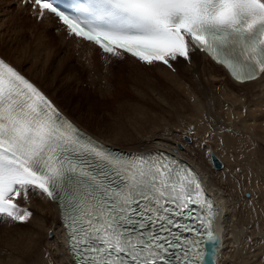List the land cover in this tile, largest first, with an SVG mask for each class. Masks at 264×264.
<instances>
[{
	"label": "snow or ice",
	"instance_id": "1",
	"mask_svg": "<svg viewBox=\"0 0 264 264\" xmlns=\"http://www.w3.org/2000/svg\"><path fill=\"white\" fill-rule=\"evenodd\" d=\"M33 6L114 57L127 53L171 68L170 61H188L198 49L238 82L264 79V0H67L63 7L34 0ZM29 192L60 207L71 264H212L221 243L213 229L218 209L196 170L170 153L115 152L0 58L5 223L32 217L21 206Z\"/></svg>",
	"mask_w": 264,
	"mask_h": 264
},
{
	"label": "bare ground",
	"instance_id": "2",
	"mask_svg": "<svg viewBox=\"0 0 264 264\" xmlns=\"http://www.w3.org/2000/svg\"><path fill=\"white\" fill-rule=\"evenodd\" d=\"M12 1L18 4L20 10L30 11L29 6L21 4V0ZM3 15L6 17L1 16L0 23L6 25L11 14L7 11ZM10 20V25L15 23V28H11L15 31L14 36H9L12 35L10 31L5 32L0 24V39L6 41L7 38L6 43H12L9 46L17 52V57L5 56L1 49L0 55L34 81L65 114L99 141L128 151L168 149L188 163L194 164L205 180L206 188L221 206V213L215 222V235L220 238L221 243L214 248L211 255L215 264H259V251L250 250L258 244L255 243V236L264 225V79L238 82L230 76L226 68L198 50L189 53L188 61L177 58L176 62H172L171 68L159 63L148 65L131 56L117 57L105 64L110 56L102 55L89 42L69 36L67 30L51 15L45 14L41 21L36 17L32 18L34 23L31 34L34 36H30V41L28 35L26 40L22 38L18 30H21V22L16 19L12 21V17ZM52 31L60 39L59 46L54 43L55 36ZM25 61L31 66L25 67ZM114 61H121L118 74L113 70L116 67ZM75 62L82 66L80 69L84 73H75ZM85 73L90 83H98L92 86L97 88L98 95L96 92L95 95L100 99L98 106L99 102L96 101L94 93L86 92L92 94V98L86 102V105L89 104L88 122L94 116L97 118L96 114L100 112L101 106L107 113L112 112L102 116L97 114L99 127L96 129L83 122L80 115L74 117L57 94L58 90H62L63 96L70 97L71 91H85L81 80ZM123 78H127L132 90H136L141 96L150 93L157 106L160 109L164 107L169 114L183 116L182 111L189 113L188 118L197 125L194 133L200 145L202 161L188 155L187 145L183 150L177 148L176 142L169 143V139H145L141 125L135 128L134 133H124L109 123L110 115L117 116L122 112L125 98L121 96L127 90L126 84L120 82ZM106 80L119 83L117 82V86L105 85ZM178 90L186 98L168 101L167 97L171 95L177 99ZM233 118L237 119L235 123ZM222 128H230L231 132L222 133ZM124 145L127 147H123ZM213 149L221 151L228 161L221 170L212 171L210 156H205V153L210 155ZM240 169L243 175H240ZM245 177L247 181H242ZM249 189L254 190V198L247 199L243 196ZM257 194L260 196L258 201H261V205L256 202ZM21 206L32 211V217L26 222L9 223L4 220L10 218L0 217V244L1 240L10 241L13 237H25V242H10L9 249H4L2 245L0 264H71L72 257L66 247L67 233L60 219L61 209L58 204L44 194L37 196L29 192L27 203ZM56 252L59 253L58 258L54 256ZM33 254L35 257L40 255L35 263L30 262ZM205 254L208 255L207 252Z\"/></svg>",
	"mask_w": 264,
	"mask_h": 264
},
{
	"label": "rangeland",
	"instance_id": "3",
	"mask_svg": "<svg viewBox=\"0 0 264 264\" xmlns=\"http://www.w3.org/2000/svg\"><path fill=\"white\" fill-rule=\"evenodd\" d=\"M0 2H1L0 3V17L4 16L3 14H6L7 11H9L10 14H11L10 18L12 17V21H15L14 19H16V20L21 22L20 23V27H19V28H21V30L18 29V28L17 29L21 33L22 38L25 39L26 35H28L29 36V38H28L29 41L32 40V38L30 36L33 35V34H31V32H33V26L32 25H33L34 21L32 20V18H34V17L29 13V11L27 12L26 10H20L18 8V4L14 3L12 0H0ZM4 17H6V16H4ZM10 18L8 17V23H6V25H2V23H0V24L2 25V28L5 29V32L8 31V30L10 31V33L12 35H9V36H14V32L15 31H12L11 28H15V26H13V24H15V23H12V25H10V21H11ZM16 23H18V22H16ZM39 31H41V29ZM52 32H53V35L55 36L54 37L55 38L54 43L55 44L57 43V45L59 46L60 39L57 38V36L55 35L54 31H52ZM7 36H8V34H7ZM5 40L6 41H3L2 39H0V49L3 50L5 56H11L13 58H16L17 57V52H14L12 50V48L9 46V45H12V43H10L8 45L6 43L8 41V39L6 38ZM56 47L57 46L55 45V48ZM102 59L104 60V58H102ZM74 61H76V60H74ZM110 61H112V60L106 61L105 64L106 63H110ZM114 62H116L115 63L116 67H113V70H115L117 72V74H118V72H119L118 70H121V69H119V65H121V61H114ZM24 63H25V65H24L25 67L31 66L28 63V61H25ZM76 67H77V69L75 70V73H82L83 72L80 69V67H82V66H80V64H77ZM83 68L85 69V67H83ZM98 71H100V70H98ZM120 73H123L125 76L128 75V73H126V72L125 73L124 72H120ZM105 77L106 76H104V78ZM81 80L83 81L82 82V86L85 89V91L77 92V93H74L73 91H71L69 93L70 97L63 96V91L62 90H58L57 94H58V97L61 98V101L63 100V103L66 105L65 106L66 109L69 110L74 117H76V116L78 117L80 115L82 117V121L83 122H85V123L87 122L90 127L96 129V127H99L98 126L99 125V123H98L99 122L98 115L102 116L103 114H105L107 112L101 106L100 112L97 113L98 115L96 114L97 118H95V116H94V118H92L91 121L88 122V116H89L88 115V110H89L88 105L89 104L86 105V102H87V99H91L92 98V94H90V93L88 94L86 92L87 91L92 92V93H94V95H95V92H96V94L98 95L97 88H95V86L94 87L92 86V84L97 85L98 83H90L88 81V77H87L86 73H85L84 76H81ZM117 82L118 81L113 82V80H111V83H110V80H106L104 82V84L105 85L113 84L112 86H114L116 84V86H117L118 83H119V82L118 83ZM120 82H123L124 84H126L127 90H125V92H123L124 95L121 96L123 99L125 98L123 100L124 103H123L122 112L120 114H118L117 116H115V115H113L112 117H111V115L109 116V118H110L109 123H111V125L113 127H115V128L118 127L117 129L121 130L124 133L125 132H127V133L133 132L134 133L135 132V128H139V127L142 126L143 129H144L143 131L145 132L144 133L145 134L144 135L145 139H154V138L158 139V137L169 139V141H171L169 143H172L174 141V142H176L178 144L177 148L180 147L183 150L185 149V147L187 145V147L189 148L188 155L190 157H192L193 159H196L198 161H202L203 157H202V154H201V152L199 150L200 149V145L198 144L197 137H196V135L194 133V130H195L197 125L194 124L192 122V120H190L191 118H188L189 113L182 111L183 116L176 115L175 113L169 114L168 112L165 111L164 107H161V109H160L159 106H157L156 102L151 99L150 93L146 94L144 96L145 99H143L144 97L141 96L140 93H138L136 90H132L133 88L129 86L131 84L127 80V78H123L122 80H120ZM63 88L64 87H62V89ZM114 90H115V88H114ZM178 93L179 94L177 95V99L175 97H173V95H171V97L170 96L167 97V100L168 101H171V100L172 101H177V100L186 98V96H185V94L183 92L181 93L178 90ZM59 95H61V96H59ZM95 97L97 98L96 101L99 102L98 103V106H99L100 99L96 95H95ZM127 99H128V101H127ZM132 99L135 100V101H133ZM142 99L144 101H142ZM140 102H142V103H140ZM141 104H143V105H141ZM144 104H146V105H144ZM153 105H155V106H153ZM172 108H173V106H172ZM162 109H163V111H162ZM166 109H167V107H166ZM109 113H112V112H108L107 114L109 115ZM185 115H186V117H185ZM119 116H120V118H119ZM140 119H141L142 122L140 121ZM236 121H237V119L233 118V123H235ZM139 125H141V126H139ZM176 137H177V139H176ZM123 147H127V145H124ZM199 152H200V154H199ZM212 152H214L222 160L223 167L222 168L213 167V164H212L211 159H210L211 170L212 171H216L218 169L219 170L223 169L225 167V165L228 163L227 159H225V157H223L224 155L219 150H216V149L214 150L213 149ZM210 155L205 153V156L207 158ZM239 173H240V175L244 174V173H242L241 169L239 170ZM242 181H247V178L246 177L243 178ZM253 193H254V190H250L249 189V191H246L243 194V196L245 198H247V199L248 198H254V194ZM259 197L260 196L258 195V197L255 198L256 202L258 201ZM258 202L260 203V205L262 204L260 200ZM262 218H263V224H264V213H263ZM49 232H52V231H49ZM262 236H264V225H262L261 229H259V233L255 236L257 238V240H255V243H258V244H256V246L253 249L250 250V251H253L254 249H256V251H259L258 257H257L259 264H264V259H261V257L264 256V241L261 240ZM13 241H16V242H18L20 244H23L25 242V237L21 238V239L13 237V238H11L10 241L1 240L0 247L2 245H4V247H3L4 249H9L10 242H13ZM258 248H260V249H258ZM54 254H55L54 256L56 258L59 257V253L58 252H56ZM39 257H40V255L35 257V254H33L31 256L32 261L30 260V262L31 263L37 262L39 260L37 258H39Z\"/></svg>",
	"mask_w": 264,
	"mask_h": 264
},
{
	"label": "water",
	"instance_id": "4",
	"mask_svg": "<svg viewBox=\"0 0 264 264\" xmlns=\"http://www.w3.org/2000/svg\"><path fill=\"white\" fill-rule=\"evenodd\" d=\"M214 153H212L211 155H212V158H213V160H214V163H215V166H216V163H217V168H219V167H221L222 166V163L219 161V158L214 154ZM212 264H214L215 262H214V258H212Z\"/></svg>",
	"mask_w": 264,
	"mask_h": 264
}]
</instances>
